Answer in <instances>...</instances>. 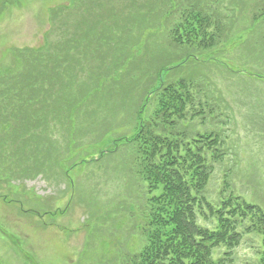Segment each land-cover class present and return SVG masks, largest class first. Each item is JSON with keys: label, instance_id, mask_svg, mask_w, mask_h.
<instances>
[{"label": "rangeland", "instance_id": "rangeland-1", "mask_svg": "<svg viewBox=\"0 0 264 264\" xmlns=\"http://www.w3.org/2000/svg\"><path fill=\"white\" fill-rule=\"evenodd\" d=\"M231 1L237 3L0 0V77L23 79L30 63L40 74L43 58L55 66L40 91L53 110L46 124L39 111L51 156L45 165L30 160L34 176H13L0 164V264H128L141 250L148 186L137 171L138 154L120 137L136 133L143 104L144 116L155 109L161 79L199 82L181 126L220 133L225 155L209 179L208 198L218 203L228 181L230 190L264 211V27L253 22L258 0H238L240 7ZM192 3L224 26L205 48L197 40L188 45L194 36L178 45L170 35ZM23 49L29 50L24 62ZM63 95L80 98L82 106L70 115L59 112ZM23 137L15 136L12 147L30 141ZM6 152L8 161L22 157ZM261 240L245 235L229 264L253 263Z\"/></svg>", "mask_w": 264, "mask_h": 264}, {"label": "trees", "instance_id": "trees-1", "mask_svg": "<svg viewBox=\"0 0 264 264\" xmlns=\"http://www.w3.org/2000/svg\"><path fill=\"white\" fill-rule=\"evenodd\" d=\"M206 4L209 6L208 1ZM241 4L242 1L238 0L235 4L233 1L230 3L236 7ZM256 4L257 12L253 15V22L264 27V0H258ZM197 7L199 5L192 3L189 7L191 9L181 13L180 18L175 20L170 35L178 45L184 43V36H194L195 39L188 38V45L193 46L197 40L205 48L211 42H216L217 33L222 34L224 26L221 19L212 17L206 8L197 10V13L194 11ZM66 41L70 42L69 37ZM40 53L38 51L32 59L40 58ZM19 54L24 62L29 50L23 49ZM62 63L63 60L61 69ZM41 64L45 70L40 74L36 65L30 63L29 72L21 74L23 79L4 75L0 77V155H5L0 164L13 176L18 173L34 176L38 171L31 166L30 160H33V165L38 162L45 165V160L51 156L53 143L48 145L46 142L48 129L42 124L41 113L46 124L53 110L49 107L51 100L43 99L40 91L48 75L53 76L55 66L53 59L43 58ZM42 75L45 79L41 78ZM161 80L163 82L155 89V109L144 116L143 104L136 112V120L139 122L137 132L129 139L120 137V140L128 141L138 154L137 171L148 186L146 208L142 215L146 242L128 264H229L233 261V250L250 233L261 236L262 246L256 252L255 261L247 264H264L263 209L241 195H236L230 190L228 181L224 182L220 190L218 203H213L207 196L209 179L215 164L224 158L225 151L221 146L220 134H193L188 128L192 134L188 135L186 128L189 124L181 126L189 112L188 104H193L191 89L195 88V80L185 77L168 83L166 79ZM58 100V111L61 113L69 112L70 115L74 107L82 106L80 98L76 99L73 95H63ZM44 111L50 113L45 115ZM5 127L9 128V132ZM74 128L77 129L76 126ZM24 134H28L26 137L32 143L15 145L13 148L10 141ZM6 151L22 157L8 161ZM2 169L0 167L1 172ZM201 219L205 222L214 221V225H206ZM222 248H225L223 253L220 252Z\"/></svg>", "mask_w": 264, "mask_h": 264}]
</instances>
